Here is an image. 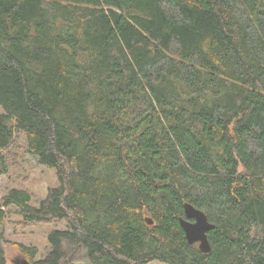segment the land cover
Wrapping results in <instances>:
<instances>
[{
    "label": "trees",
    "instance_id": "trees-1",
    "mask_svg": "<svg viewBox=\"0 0 264 264\" xmlns=\"http://www.w3.org/2000/svg\"><path fill=\"white\" fill-rule=\"evenodd\" d=\"M17 136L58 184L2 197L0 264L11 207L65 223L25 264H264V0H0V175Z\"/></svg>",
    "mask_w": 264,
    "mask_h": 264
},
{
    "label": "rangeland",
    "instance_id": "rangeland-1",
    "mask_svg": "<svg viewBox=\"0 0 264 264\" xmlns=\"http://www.w3.org/2000/svg\"><path fill=\"white\" fill-rule=\"evenodd\" d=\"M24 143V140L17 136L12 145L8 159V171L0 175V202L10 189L19 188L30 193L31 204L35 205L45 197L49 187L58 184L55 171L40 166L35 158L25 152ZM63 228H65L64 221L25 223L16 213V208H8L5 217V237L8 242L4 245L7 264H14L16 259L21 258L14 243L36 246L40 255L48 246V233L53 229ZM148 264L165 263L152 261Z\"/></svg>",
    "mask_w": 264,
    "mask_h": 264
},
{
    "label": "water",
    "instance_id": "water-1",
    "mask_svg": "<svg viewBox=\"0 0 264 264\" xmlns=\"http://www.w3.org/2000/svg\"><path fill=\"white\" fill-rule=\"evenodd\" d=\"M151 223V220H146ZM180 226L184 231L185 238L189 244L198 243L201 251L208 253L211 249L207 232L214 229V224L210 223L205 213L190 205L184 206V217L179 219ZM25 260L16 259L14 264H25Z\"/></svg>",
    "mask_w": 264,
    "mask_h": 264
}]
</instances>
